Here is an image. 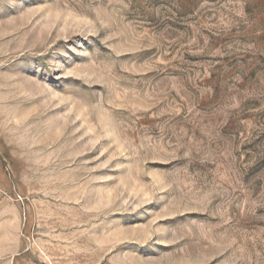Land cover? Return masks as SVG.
Instances as JSON below:
<instances>
[{
	"label": "rangeland",
	"instance_id": "rangeland-1",
	"mask_svg": "<svg viewBox=\"0 0 264 264\" xmlns=\"http://www.w3.org/2000/svg\"><path fill=\"white\" fill-rule=\"evenodd\" d=\"M0 264H264V0H0Z\"/></svg>",
	"mask_w": 264,
	"mask_h": 264
}]
</instances>
